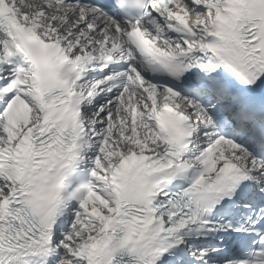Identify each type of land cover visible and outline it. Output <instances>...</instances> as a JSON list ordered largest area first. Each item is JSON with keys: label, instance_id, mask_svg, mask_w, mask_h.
I'll use <instances>...</instances> for the list:
<instances>
[{"label": "snow or ice", "instance_id": "obj_1", "mask_svg": "<svg viewBox=\"0 0 264 264\" xmlns=\"http://www.w3.org/2000/svg\"><path fill=\"white\" fill-rule=\"evenodd\" d=\"M0 264H264V0H0Z\"/></svg>", "mask_w": 264, "mask_h": 264}]
</instances>
